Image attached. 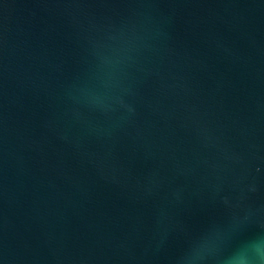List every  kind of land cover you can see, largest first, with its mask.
Masks as SVG:
<instances>
[{"label": "water", "instance_id": "1", "mask_svg": "<svg viewBox=\"0 0 264 264\" xmlns=\"http://www.w3.org/2000/svg\"><path fill=\"white\" fill-rule=\"evenodd\" d=\"M0 264H264V0H0Z\"/></svg>", "mask_w": 264, "mask_h": 264}]
</instances>
